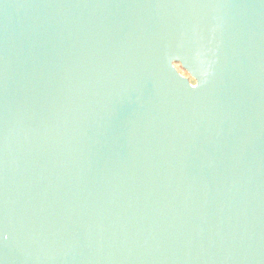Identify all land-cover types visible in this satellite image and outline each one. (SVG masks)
<instances>
[{
  "label": "water",
  "instance_id": "water-1",
  "mask_svg": "<svg viewBox=\"0 0 264 264\" xmlns=\"http://www.w3.org/2000/svg\"><path fill=\"white\" fill-rule=\"evenodd\" d=\"M0 264H264V0H0Z\"/></svg>",
  "mask_w": 264,
  "mask_h": 264
},
{
  "label": "rangeland",
  "instance_id": "rangeland-1",
  "mask_svg": "<svg viewBox=\"0 0 264 264\" xmlns=\"http://www.w3.org/2000/svg\"><path fill=\"white\" fill-rule=\"evenodd\" d=\"M182 75H185L184 73H182Z\"/></svg>",
  "mask_w": 264,
  "mask_h": 264
},
{
  "label": "trees",
  "instance_id": "trees-1",
  "mask_svg": "<svg viewBox=\"0 0 264 264\" xmlns=\"http://www.w3.org/2000/svg\"><path fill=\"white\" fill-rule=\"evenodd\" d=\"M177 69L179 70V67H177Z\"/></svg>",
  "mask_w": 264,
  "mask_h": 264
}]
</instances>
